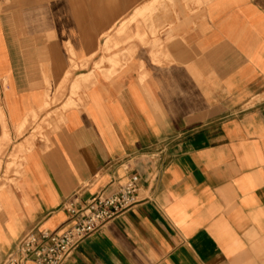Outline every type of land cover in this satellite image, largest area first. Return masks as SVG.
<instances>
[{
    "label": "crops",
    "instance_id": "obj_1",
    "mask_svg": "<svg viewBox=\"0 0 264 264\" xmlns=\"http://www.w3.org/2000/svg\"><path fill=\"white\" fill-rule=\"evenodd\" d=\"M154 1L0 0L1 179L23 153L0 183V264L131 174L139 202L64 264H264V0H163L118 38ZM60 84L47 141L17 137Z\"/></svg>",
    "mask_w": 264,
    "mask_h": 264
},
{
    "label": "built area",
    "instance_id": "obj_2",
    "mask_svg": "<svg viewBox=\"0 0 264 264\" xmlns=\"http://www.w3.org/2000/svg\"><path fill=\"white\" fill-rule=\"evenodd\" d=\"M138 176L131 174L114 192L103 189L88 200L73 195L64 203L70 224L58 229L28 230L14 245L3 264H64L70 255L107 222L125 213L139 201Z\"/></svg>",
    "mask_w": 264,
    "mask_h": 264
},
{
    "label": "rangeland",
    "instance_id": "obj_3",
    "mask_svg": "<svg viewBox=\"0 0 264 264\" xmlns=\"http://www.w3.org/2000/svg\"><path fill=\"white\" fill-rule=\"evenodd\" d=\"M163 0H155L154 2L150 3L148 8H143L145 7V5H142L141 7H138L135 10V13L133 15V19L130 21H127L126 23H124L121 27V29H119L116 32V35L118 36V38L122 37L126 32V30H128L130 23L135 22L137 24L138 27L145 26V23L147 22L145 20V16L146 13H150V15L155 14L156 12H159L162 8H163ZM141 10V12H140ZM136 18H141L139 21L136 20ZM139 38V37H138ZM129 37H126V41H128ZM125 41H114L112 42L111 40L106 42V45L104 47L103 52H105L106 54L111 53L114 49L118 48L120 45L124 44ZM110 63L112 64V66L115 68L118 66L119 60L117 58H109ZM100 63H102V59L100 61ZM98 62H94L93 67L94 70L98 69ZM77 67H75L74 69H72V71H75ZM67 73H69V71H67ZM49 86V85H48ZM80 88L74 89L70 91L69 94V99L70 98H77L79 100L80 98ZM66 93V87L65 84H60L57 86L56 89H54L52 97H47L48 98V102H49V106L48 103H43V105L39 108V109H48L50 106H53V110L46 113L40 120L38 119H33L30 122H28L26 124L27 128H30V130L28 132H20L19 134H17V137L22 136L23 134H26V136H30L33 135V140H38V139H42V140H46L48 138V132L54 130L56 128V125L59 123L60 120V116H61V112L66 108L65 103L62 104L60 106V108L55 107L56 104H58V102H60L62 100V98H64ZM55 107V108H54ZM8 144L6 141H1L0 142V159L1 156L5 154V151L7 150ZM15 147V146H14ZM16 149V148H14ZM22 154L23 153H19V152H15V150L9 154L10 156V163L6 164L5 166V170H4V174H3V179L0 178V183L4 182L5 179H7V177L10 174H17L19 169H20V162L22 160ZM0 177H1V162H0ZM1 188V185H0Z\"/></svg>",
    "mask_w": 264,
    "mask_h": 264
}]
</instances>
